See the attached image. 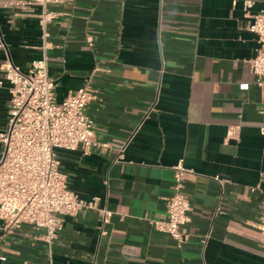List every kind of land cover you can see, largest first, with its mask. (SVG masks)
I'll list each match as a JSON object with an SVG mask.
<instances>
[{
	"label": "crops",
	"instance_id": "0c3cea01",
	"mask_svg": "<svg viewBox=\"0 0 264 264\" xmlns=\"http://www.w3.org/2000/svg\"><path fill=\"white\" fill-rule=\"evenodd\" d=\"M61 0L49 6V74L57 102L89 86L95 140L57 150L67 186L96 209L64 217L53 246L44 231L0 222V264H264V93L248 27L264 0ZM18 15H15V14ZM37 9L0 7V132L9 117L10 60L41 56ZM93 38L89 46L87 37ZM235 130V135L228 133ZM2 146L0 144V157ZM188 170L192 211L179 247L151 221L166 218L174 167ZM103 211L111 216L103 223Z\"/></svg>",
	"mask_w": 264,
	"mask_h": 264
},
{
	"label": "built area",
	"instance_id": "2783aa9c",
	"mask_svg": "<svg viewBox=\"0 0 264 264\" xmlns=\"http://www.w3.org/2000/svg\"><path fill=\"white\" fill-rule=\"evenodd\" d=\"M60 1L0 0V7L17 12L36 8L42 29L41 56L28 71L10 60L2 66L11 89L8 122L0 132V222L7 233L22 225L44 231V241L49 248L63 230L64 217L96 209L99 200L86 201L68 188L56 151H88L93 146H108L95 140L94 122L88 114V105L94 98L91 87L78 89L61 103L56 99L55 84L49 74L48 52L54 45L48 25L57 16L49 6ZM252 7V0L244 2L247 14ZM251 19L248 30L257 37L259 44L251 69L256 86L264 93V10L251 15ZM87 43L93 45L91 36L87 37ZM235 133L231 130L228 135L233 137ZM174 170V193L167 199L166 218L151 221V224L182 247L187 241L182 229L191 222L192 206L183 192L188 172L183 161ZM103 215L106 224L111 214L103 211ZM257 229L264 249V205Z\"/></svg>",
	"mask_w": 264,
	"mask_h": 264
}]
</instances>
